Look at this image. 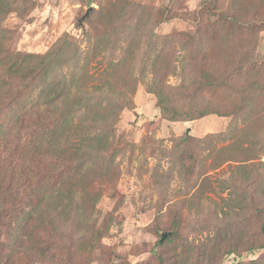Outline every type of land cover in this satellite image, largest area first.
Returning <instances> with one entry per match:
<instances>
[{
    "label": "rangeland",
    "instance_id": "rangeland-1",
    "mask_svg": "<svg viewBox=\"0 0 264 264\" xmlns=\"http://www.w3.org/2000/svg\"><path fill=\"white\" fill-rule=\"evenodd\" d=\"M239 17L253 21L233 22ZM53 51L52 63L60 67L49 81H61L60 92L68 96L58 107L83 96L92 110L108 115L90 129L105 130L110 139L99 165L115 167L105 172L98 166L90 198L95 189L101 194L97 226L106 219L113 225L96 240L72 222L62 226L65 233L52 234L44 226L53 217L24 221L25 228L1 218L0 264H159L160 257L199 264L200 249L219 229H233L243 243L252 239L264 218V120L252 108L231 117L200 111L228 106L251 83L250 72L256 78L264 73V0H0V124L28 95V84L10 82L6 67ZM156 71L159 84L173 88L167 89L171 113L151 92ZM36 122L33 114L24 121L22 143L31 140L28 131L43 127ZM8 131L16 144L18 136ZM54 141L71 163L75 145L86 144L67 134ZM30 159L34 175L40 166L49 171L44 188L81 183L60 160ZM34 185L14 183L9 204L20 203ZM164 232L172 235L161 242ZM13 238L25 248L11 247ZM252 240L255 250L240 249L220 264L260 261L264 249ZM83 241L90 246L76 253Z\"/></svg>",
    "mask_w": 264,
    "mask_h": 264
},
{
    "label": "trees",
    "instance_id": "trees-1",
    "mask_svg": "<svg viewBox=\"0 0 264 264\" xmlns=\"http://www.w3.org/2000/svg\"><path fill=\"white\" fill-rule=\"evenodd\" d=\"M240 18L242 17L233 19V22H236V24L247 23L249 25L253 21L244 19L240 21ZM169 38H175V36L173 35ZM64 42H60L59 48L64 46L62 45ZM55 53L56 51H53L45 55L44 58L28 56L6 67V77L10 82H26L28 84L26 88L28 95L20 101L19 108L17 109L16 107L17 110L13 114L6 116L7 119L0 124V189H3V187L5 189V191L0 190V219L11 218L13 220L15 218L17 219L16 228L20 227L22 222L21 228H25L24 221L33 220L37 223L39 218L53 217L55 222L53 220L44 226L46 227L45 230L50 231L52 234L59 235L61 232L65 233L66 230L62 226H69V223L72 222L78 228L86 226L85 229L92 233L91 237L94 236L98 240L101 239L100 237H107L106 235H108L113 221L106 219L100 226H97V204L100 201L101 194L95 189L94 197L91 199L90 191L93 189L97 175L96 171L98 166H100L97 157L109 151L110 139L106 135L105 130L92 134L90 126L94 123L97 124L99 121L106 122L108 115H102L98 111L92 110L90 102L85 104L83 96L72 101L68 107L65 106L69 104L58 107L59 104L56 101H60L63 97L66 100L68 96H63L64 93L60 92L61 81L55 78L50 83V79L55 77L54 74L57 67H60V65L56 66L52 63V56ZM60 57H63V54ZM206 58L207 54L203 56L205 61ZM156 73L152 79L151 92L156 95L162 111L164 113H169L170 111L171 113L172 110L169 106L170 94L167 92V89L172 90L173 88L165 86V84H159L161 75L158 74V71ZM205 73L202 77H206L209 80L208 84L212 86L210 81L211 76ZM250 74L251 83L246 87H240V93L231 102H228V106H220L219 104L206 106L203 109L207 110L200 111V113L202 115L212 113L221 117H231L241 113L243 110L252 108L256 109L257 113L264 120V73L258 71L257 77L259 78L254 77L252 72ZM34 92H38L36 94L38 96L37 101L31 98ZM109 108H104L103 112H107ZM32 114L37 118L36 123L42 124L43 127L37 126L35 130L28 131L31 140L29 142L27 141L28 138H26L25 141L27 142L22 143L23 138L19 137L22 125L27 117H30ZM78 114H81L82 118L75 123L74 117ZM99 117L101 118L99 119ZM11 128L14 130V135L18 136L16 144L11 143L9 139L10 134L8 132L10 131L8 130H11ZM66 134L69 137L79 136L80 140L86 141V144L81 146V143H79V145H75L73 148L71 156L73 163L65 161L69 153L62 154L61 152H57L55 148L54 140L61 139ZM30 157H39V162L43 164L54 159L60 160V163L66 169L76 171L77 176L73 175L76 177L75 180H81L80 185L72 188L60 182L57 187L44 188L41 185H44V179L50 176L47 173L49 171L45 167L40 166L41 169L38 176L31 173L29 170L31 168ZM61 160H64L65 163H62ZM111 167H115L114 162L100 166L105 172L112 169ZM106 176V174H103L98 177L103 178ZM70 178V175L67 178L64 177V182ZM33 179H37L36 185H34ZM85 181H87L86 185L84 184ZM18 182L28 183V187H30L29 184L34 185V189L20 203L11 205L8 200L16 194V190L12 187L14 183ZM17 198L16 202L20 200V196ZM252 224L254 223L251 222L250 225ZM260 224V229L254 232L255 234H253L252 239L259 241L260 245L258 248L264 249V218ZM42 225L43 223H40L41 227ZM6 230L9 232V226L6 227ZM80 236L78 235L77 239ZM57 239H61L62 245L64 244V237ZM252 239L247 243H243L234 238L233 229H219L216 234L207 239L205 245L200 249V254L197 258L198 262L199 264H220L224 256L233 254L240 249L248 252L253 251L256 249V242ZM81 240L78 242H81ZM18 241L19 244H17ZM87 243L89 247L90 243L83 241L81 245L82 249L78 245L79 248L76 250V253L84 251ZM10 244L11 247L15 244L19 247V250L25 248V243L22 239L14 240L13 238ZM188 261L189 259L187 258L181 259L177 257L171 264H188ZM169 262L165 258H159V264H169ZM251 264H264V257L260 261L251 262Z\"/></svg>",
    "mask_w": 264,
    "mask_h": 264
},
{
    "label": "water",
    "instance_id": "water-1",
    "mask_svg": "<svg viewBox=\"0 0 264 264\" xmlns=\"http://www.w3.org/2000/svg\"><path fill=\"white\" fill-rule=\"evenodd\" d=\"M90 12H91V10H89V11L87 12V14H86V16H85L84 18L88 17V15H89ZM171 235H172V232H164V233H162L161 242H164V240H165L167 237L171 236Z\"/></svg>",
    "mask_w": 264,
    "mask_h": 264
}]
</instances>
